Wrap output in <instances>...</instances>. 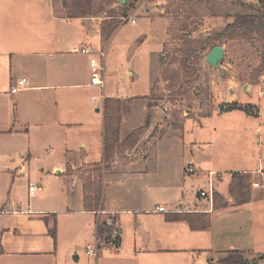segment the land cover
Returning <instances> with one entry per match:
<instances>
[{"label":"crops","instance_id":"obj_1","mask_svg":"<svg viewBox=\"0 0 264 264\" xmlns=\"http://www.w3.org/2000/svg\"><path fill=\"white\" fill-rule=\"evenodd\" d=\"M48 5L53 9L55 25L62 22L65 31L50 29L46 37L12 38L9 32L19 34L21 22L10 27L0 21V179H8L13 173V185L37 161L40 171L47 170L50 175L44 190L37 186L39 190L33 195L27 185L26 203L12 185L6 202H0V264H208L210 258L227 251L264 254V152L236 155L232 169H217L211 152L201 147L185 150L181 139H177L178 149H158L162 136L154 137L147 150L132 148L115 153L102 178L100 209L84 210L78 172L104 162L103 100L117 99L121 108L124 102L130 108L135 104L144 114L138 126L126 130L129 110L126 116L121 115L120 144L134 131L145 128L148 110L154 108L136 100L148 97L149 92L140 98L108 95L92 111L96 98L83 99L85 90L96 89L89 86L88 56L72 53L78 45H74L69 25L79 23V30L81 24L78 38L85 36L83 40L88 42L91 37L94 47L101 48L100 22L66 19L54 11L52 0ZM80 47L93 48L87 44ZM21 79L26 80L25 86L12 93ZM252 111L242 112L251 115ZM153 114L157 116V111ZM256 116H261L258 110ZM145 129L136 144L151 137ZM45 142L50 147L44 158H38ZM203 161L207 163L203 165ZM190 162L192 174L186 173ZM233 174L250 176L249 204L234 206L229 195ZM193 181L203 182L207 188L199 187L190 198L185 185ZM201 192L207 196L201 197ZM214 194L227 204L226 208L214 209ZM156 207L166 213L156 212ZM169 214H207L210 228L192 231L183 221H167ZM102 224L109 231L104 236L100 233ZM114 229L119 234L115 242L111 240ZM95 242L97 257L81 260L79 254Z\"/></svg>","mask_w":264,"mask_h":264},{"label":"rangeland","instance_id":"obj_2","mask_svg":"<svg viewBox=\"0 0 264 264\" xmlns=\"http://www.w3.org/2000/svg\"><path fill=\"white\" fill-rule=\"evenodd\" d=\"M256 3V0H165L162 3L158 0H124L122 5L121 0H91L90 12L84 18L98 20L100 33H108L116 26L117 29L109 42L102 41V49L106 54L102 93L97 88L85 90L83 99L96 98L91 107L94 111L93 107L99 106L100 99L108 95L126 99L144 97L150 92L148 97L136 100L154 108L148 110L145 125L151 137L142 138L132 148L147 150L152 146L151 138L162 136L156 148L178 149L177 139H181L185 143V150L195 151L201 147L205 152H211L217 169L226 170L232 169V158L236 155H263L264 69L259 70V64L264 41L255 34L246 36L245 40L243 37L233 40L222 38L225 28L233 23L235 15L249 13L242 5ZM52 4L60 17H67L74 10L73 0H52ZM0 6L3 9L0 21H6L5 24L10 27L13 22H21L19 34L9 32L12 38H23L24 35L46 37L50 35V29L65 31L62 22L55 25L53 9L48 5V0H0ZM129 19H135L136 22L132 24ZM78 24L75 22L69 25L71 35L75 38L74 45L80 47L87 44L97 49L91 37L87 38L88 42L83 40L85 36L78 38L76 33L82 31L81 24L78 30ZM208 38L211 41L217 40L214 46L224 49L225 56L220 67L215 69L205 63L210 51L205 49L189 62L187 70L183 69L179 61L186 39L202 41ZM163 69L179 73L180 83L174 90L168 89L169 85L163 81ZM224 101L255 112L249 115L238 110H223L220 113L219 110L225 106ZM136 106L134 104L130 108L124 102V112L120 109L121 115L125 116L129 110L124 130L142 122L144 114ZM257 110L260 118L256 116ZM155 111L157 116L153 114ZM145 128L141 129L142 133L146 132ZM167 135L173 136L168 138ZM200 142L205 143L204 146H199ZM188 143H192L191 148L187 147ZM49 147L45 142L40 149L42 155L39 154L38 158H44L43 153ZM202 163L205 165L207 162ZM41 168L39 161L35 162L13 185V173L8 179H0V202H6L11 185L12 190L25 203L28 201V182L42 186L44 190L49 178L47 176L50 175L47 170L40 171ZM85 172L86 169L79 171V177L85 176ZM199 187L207 188V185L197 181L190 184L187 182V197L195 196ZM79 255L84 261L89 258L84 251ZM246 257L249 261L254 259L251 255ZM27 261L33 262L32 259Z\"/></svg>","mask_w":264,"mask_h":264},{"label":"trees","instance_id":"obj_3","mask_svg":"<svg viewBox=\"0 0 264 264\" xmlns=\"http://www.w3.org/2000/svg\"><path fill=\"white\" fill-rule=\"evenodd\" d=\"M256 5H242L249 11L245 15H235L232 24L225 28V33L222 38L227 40L233 39H246L250 34H255L257 37L264 41V1L256 0ZM73 11L65 17L66 19H79L86 17L90 12L91 0H73ZM117 26L107 32H101V40L107 42ZM185 49L182 52L181 60L179 61L181 67L185 70L188 69L189 62L195 60L197 53L205 49L215 47L217 40L211 41L209 38L205 40L189 41L186 39ZM260 68L264 69V46L263 52L260 56ZM163 81L169 85L168 89L174 90L180 83V75L176 71L167 69L162 70L161 75ZM121 104L117 99H104L103 112H104V128H103V148H104V162L102 165H92L86 167L85 176L81 177L83 189V207L85 211L95 212L100 209L102 204V178L103 175L110 169L115 153L121 148H132L139 138L141 129L134 131L130 134L123 143H119V128L121 122ZM241 110L250 112L247 107H242L237 104H226L222 111ZM94 173V174H93ZM93 174V175H92ZM92 175V176H90ZM229 195L234 201V206H243L251 202V184L250 176L244 174H233L231 183L229 185ZM214 209L226 208L227 204L223 203L222 199L214 194L213 196ZM166 220L175 222H185L192 231L208 230L210 228L209 217L207 214H169L166 215ZM100 233L104 236L109 231L106 230L104 224L100 228ZM117 244V243H116ZM247 254L241 251H227L220 255V258H210L208 264H257L259 261H264V254L253 256L254 259L249 261L246 257ZM250 255V254H249ZM252 256V255H251Z\"/></svg>","mask_w":264,"mask_h":264},{"label":"built area","instance_id":"obj_4","mask_svg":"<svg viewBox=\"0 0 264 264\" xmlns=\"http://www.w3.org/2000/svg\"><path fill=\"white\" fill-rule=\"evenodd\" d=\"M164 1L165 0H158V2H160V3L164 2ZM129 20H130V23H132V24L135 23V20H133V19H129ZM126 22H128V21L126 20ZM72 53L88 56V64H89V70H90L89 86L103 90L104 82L102 79V73L104 72V60L106 57L105 50H103L102 47L97 48V49L84 48V47H74L72 50ZM25 84H26V80L21 79L18 82L17 86H14L11 89V92L16 93L21 88H23L25 86ZM186 173H188V174L193 173V164L191 162L188 164V167H186ZM38 190L39 189L35 183H32V182L28 183L29 194L33 195V194L37 193ZM200 196L206 197L207 194L205 192H201ZM209 199L211 201L212 197H209ZM155 211L159 212V213H166V211L162 207H156ZM108 224L110 226H112L113 222L108 221ZM118 236H119L118 232L114 229L112 234H111V240L115 242L117 240ZM98 251H99V249H98V245L96 242L93 245L86 246V248L84 250L85 255L87 257H90V258H96L98 255Z\"/></svg>","mask_w":264,"mask_h":264},{"label":"water","instance_id":"obj_5","mask_svg":"<svg viewBox=\"0 0 264 264\" xmlns=\"http://www.w3.org/2000/svg\"><path fill=\"white\" fill-rule=\"evenodd\" d=\"M121 4H124V0H121ZM65 5V2H63L62 6ZM225 56V52L223 47L221 46H215L210 49L208 52L206 58H205V63L212 68L218 69L220 67L221 62L223 61ZM243 89H245L243 87ZM206 264V263H204Z\"/></svg>","mask_w":264,"mask_h":264}]
</instances>
